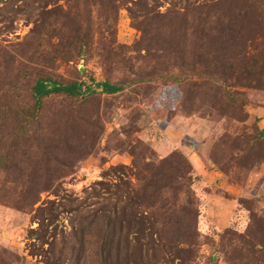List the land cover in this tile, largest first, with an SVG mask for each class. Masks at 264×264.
Here are the masks:
<instances>
[{
    "label": "rangeland",
    "instance_id": "rangeland-1",
    "mask_svg": "<svg viewBox=\"0 0 264 264\" xmlns=\"http://www.w3.org/2000/svg\"><path fill=\"white\" fill-rule=\"evenodd\" d=\"M0 264H264V0H0Z\"/></svg>",
    "mask_w": 264,
    "mask_h": 264
},
{
    "label": "trees",
    "instance_id": "trees-1",
    "mask_svg": "<svg viewBox=\"0 0 264 264\" xmlns=\"http://www.w3.org/2000/svg\"><path fill=\"white\" fill-rule=\"evenodd\" d=\"M83 47L80 48V52ZM83 83L58 84L45 80H37L32 88V99L34 108L40 107L41 100L52 94H63L66 96H84L94 94L97 90L104 94H116L123 90L124 85L111 84L108 81L96 82L94 86H83Z\"/></svg>",
    "mask_w": 264,
    "mask_h": 264
}]
</instances>
